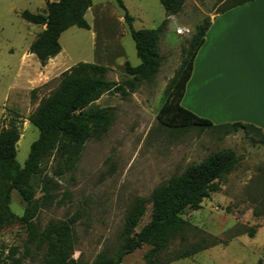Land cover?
Returning <instances> with one entry per match:
<instances>
[{"label": "rangeland", "instance_id": "374dc122", "mask_svg": "<svg viewBox=\"0 0 264 264\" xmlns=\"http://www.w3.org/2000/svg\"><path fill=\"white\" fill-rule=\"evenodd\" d=\"M122 1L133 18L134 30L156 29L165 19L158 0ZM91 2V10L85 14L89 30H66L59 38L60 53L40 66L28 48L44 26L26 23L20 13L44 15L45 2L0 0V127L11 123L18 127L16 161L21 167L38 137L37 129L27 118L57 88L60 74L77 63H91L107 69L108 81L121 84L130 78L124 64H139L121 9L112 0ZM218 3L219 0H186L182 11L167 19L158 43L160 69L153 82H143L125 94H103L94 103L109 109L113 121L85 143L72 171L58 175L53 157L42 162L40 176L49 199L34 221L44 228L51 222L77 216L73 258L78 264H91L101 253L110 256L116 252L124 215L137 198L147 199L169 177L182 174L188 166L226 148L233 149L240 161L219 184L217 192L210 193L198 210L183 215L190 224L183 233L184 240L177 237L171 241L159 261L264 264V146L260 138L248 139L241 130L227 135L198 128L181 132L157 120L167 87L183 60V50L188 49L198 27L215 15ZM236 14L264 17V1ZM181 106L213 123L225 121L215 118L206 101L193 102L191 93ZM42 195L39 187L35 196ZM24 208L25 203L13 191L9 209L20 217ZM149 210L147 203L136 232L149 221ZM25 241L26 232L21 224L15 222L1 229L2 264H43L45 250L27 248ZM192 245L213 246L196 255L177 258ZM148 249L142 246L120 264H145L143 255ZM11 250L13 256L7 259Z\"/></svg>", "mask_w": 264, "mask_h": 264}, {"label": "trees", "instance_id": "16d2710c", "mask_svg": "<svg viewBox=\"0 0 264 264\" xmlns=\"http://www.w3.org/2000/svg\"><path fill=\"white\" fill-rule=\"evenodd\" d=\"M45 2L44 15L28 11L20 13V18L28 24L42 25L44 29L32 40L28 51L44 66L49 59L61 51L59 38L71 27L89 30L85 14L91 7V0H58ZM123 12L128 31L139 64L131 67L124 64L129 79L121 84L106 79L107 69L91 63H77L62 74L57 88L42 99L37 108L28 116V122L37 129L38 137L30 145L27 159L21 167L16 161V148L19 141L18 127L11 123L0 127V230L15 222L25 228L27 248L34 246L44 249L43 264H78L73 258L75 241L74 226L77 216L51 222L41 228L34 219L49 199L41 178L40 166L49 157L57 162V174L72 171L80 160L84 145L95 134L108 128L113 115L107 108L94 106L106 93L132 92L139 84L151 83L159 72L161 56L159 39L167 19L182 11L186 0H158L165 13V19L156 29L134 30L133 18L129 15L122 0H112ZM256 0H219L215 15ZM210 20L198 27L183 50V60L178 71L167 87V97L159 109L157 120L161 125L181 132L190 128L211 129L221 135L242 131L253 140L260 138L264 146V135L255 127L246 124L214 125L184 109L181 100L185 86L190 79L194 58L203 44ZM2 122V121H1ZM235 151L226 148L209 154L201 162L187 167L180 175L169 177L166 184L156 187L147 199L137 198L123 218L120 233L121 243L113 255L99 254L91 264H120L122 259L148 246L144 253L145 264H166L159 261L160 254L171 241L180 237L190 227L183 215L196 211L210 193L219 190V184L235 169L240 161ZM40 187L43 195L36 197ZM16 191L25 208L22 216H16L10 208L11 193ZM45 192V193H44ZM150 204L149 221L138 231L136 228L145 214L146 204ZM249 237L253 236L250 232ZM213 246V245H212ZM212 246L192 245L182 251L177 258H187ZM13 250L7 256L11 259ZM3 260L0 258V264Z\"/></svg>", "mask_w": 264, "mask_h": 264}, {"label": "crops", "instance_id": "0c3cea01", "mask_svg": "<svg viewBox=\"0 0 264 264\" xmlns=\"http://www.w3.org/2000/svg\"><path fill=\"white\" fill-rule=\"evenodd\" d=\"M262 1L210 19L182 100L191 93L193 102L206 101L209 111L224 123L194 115L214 125L246 124L264 135V17L236 14Z\"/></svg>", "mask_w": 264, "mask_h": 264}, {"label": "built area", "instance_id": "2783aa9c", "mask_svg": "<svg viewBox=\"0 0 264 264\" xmlns=\"http://www.w3.org/2000/svg\"><path fill=\"white\" fill-rule=\"evenodd\" d=\"M179 34H183V32L182 31H179Z\"/></svg>", "mask_w": 264, "mask_h": 264}]
</instances>
